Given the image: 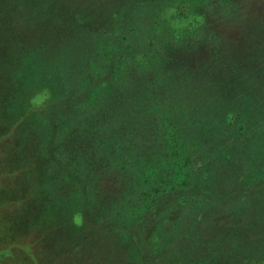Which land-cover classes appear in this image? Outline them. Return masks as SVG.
Wrapping results in <instances>:
<instances>
[{
	"label": "trees",
	"instance_id": "obj_1",
	"mask_svg": "<svg viewBox=\"0 0 264 264\" xmlns=\"http://www.w3.org/2000/svg\"><path fill=\"white\" fill-rule=\"evenodd\" d=\"M166 1L34 0L35 18L21 16L30 26L16 18L1 30L0 132L8 130L0 140L8 148L0 162V260L132 264V250L145 249L143 264H165L139 241L142 224L167 223L191 233L171 264H264V186L255 189L264 179V160L252 178L241 175L244 162L264 146L255 143L264 130L254 128L264 119V0H254L238 21L227 18L216 27L223 36V28L239 23L230 54L217 58L215 37L201 43L213 27L203 25V16V26L166 44L184 46L196 35L198 51L182 55L171 48V60L160 49L148 59H117L137 48L135 36L155 34L159 16L149 25L147 15L159 14ZM109 34L117 44L103 38ZM125 60L144 73L123 76L119 62ZM90 66L99 75L91 76ZM76 89L81 92L74 97ZM95 90L99 101L92 108L85 102ZM40 93H48V101L35 112ZM154 97L159 101L144 107ZM159 115L171 118L158 123ZM227 130L234 140L222 147ZM76 186L82 204L73 196ZM237 190H246L247 203L232 204V221H181L198 192L221 205L226 196L236 201ZM125 208L141 222L116 227L111 220ZM24 238L29 242L21 243Z\"/></svg>",
	"mask_w": 264,
	"mask_h": 264
},
{
	"label": "rangeland",
	"instance_id": "obj_2",
	"mask_svg": "<svg viewBox=\"0 0 264 264\" xmlns=\"http://www.w3.org/2000/svg\"><path fill=\"white\" fill-rule=\"evenodd\" d=\"M34 0H0V32L1 30L6 26V25H10L11 23H15L16 22V18L18 23L20 24H24L26 23L27 25H31V20L30 21H26L24 19V17L22 18V15H26L29 19H33L35 18V13L34 12V8L35 6L32 8L31 5L33 3ZM254 0H234V4L230 5V4H222V0H168L164 3L162 10L160 11V13H151L149 15H147V18L150 19L149 25H153V22L156 20V18L158 17V22L161 23V25L159 26V29L155 30V34H150V35H138L134 37L135 42H137V48L134 51L131 52H124V57H120L119 55L116 57L117 59L119 58H140L143 57L144 59H148L150 58V56L152 54H154L156 52V50H162L164 55L167 54V57L171 60L173 58V55H170L169 52L172 53H176L174 52V50H170L171 48L175 49L177 51V54H182L185 55V51L186 50H196L198 51V43L200 42L197 38L196 35L194 36H189V38H186L185 42H184V46H180V47H173L170 45H166L168 42L172 43L173 37L177 36V35H183L184 33H189L191 32V29H195L198 27H201L205 24H213V27L211 28V34L205 35L203 34L201 36V43H210L209 39L210 38H217V46L218 48L221 49V51L217 50V53L215 54L218 57H220L223 54H230L231 50L229 48V39H231L233 36H236L238 32H236V30L239 28V23L237 22L234 25L228 26L227 28H223L222 32H223V36L221 35V33L219 31H217L216 27L219 28V23H224V20H226L227 18L229 19H235L234 21H238L237 19H239L241 16H239L238 14H240L241 12L245 11V9L249 8L252 4H253ZM171 2H174L171 4ZM112 7L111 2L109 1L107 4V7ZM107 9V8H106ZM197 9H201L200 11ZM141 12V10L139 11H132L130 12ZM204 12L202 15L201 13ZM197 15V17L195 16ZM204 16V24L200 25V21L201 19H203ZM227 21V20H226ZM245 22V21H244ZM206 26V25H205ZM204 26V27H205ZM147 31V30H146ZM149 33V31H147ZM170 34L169 36L167 34ZM109 36V37H108ZM108 36H104V39H109L111 41L112 44H117V38L116 36L109 34ZM130 36V35H129ZM132 36V35H131ZM208 39V40H207ZM167 40V41H165ZM172 41V42H170ZM157 44V49L154 47L153 44ZM177 43V42H176ZM173 45V44H171ZM178 45V44H176ZM209 46V45H207ZM183 47V48H182ZM122 48L123 51L125 50V43L123 45L122 43ZM183 52V53H182ZM122 60V59H121ZM105 64H107L106 62H104ZM126 60L125 61H120L119 62V70L121 72V74L127 78H131L133 79L134 76L139 75V74H143L144 72L142 71V69L140 70H136L139 68H136L135 66H130L126 64ZM118 66V64H116ZM102 67V66H100ZM99 69H96L94 66H90L88 67V72L91 74V76L95 77L97 75H99ZM99 72V73H98ZM145 75V74H144ZM142 75V76H144ZM152 74H149V77ZM148 77V78H149ZM128 79L129 82H132L133 80ZM94 79H89L88 83L90 84L91 82H93ZM119 81V80H118ZM117 82V81H115ZM134 85V84H132ZM97 87L99 85H96ZM98 90V89H97ZM97 90H95V92H91L92 94L89 95V98L87 99V101L85 103H87L88 105L91 104L90 107L93 106L94 104V99L98 100V96L96 95ZM74 97H76L77 94H79L81 91L76 89L74 90ZM155 97L150 100L147 103V106L145 105L144 107H150L152 104H154L156 101ZM48 101V93H40L39 95H37L35 97V105H36V111H40L43 110V108L46 106V103ZM155 106H159L158 103L155 104ZM166 105H161L159 107H164ZM12 109L13 107L10 106ZM158 107V108H159ZM95 108V107H92ZM143 108V107H142ZM156 108V107H155ZM154 108V109H155ZM45 109V108H44ZM153 109V108H152ZM159 110V109H158ZM177 111V110H176ZM149 113V111H146L145 114ZM144 114V115H145ZM170 114L172 115V112H170ZM143 115V116H144ZM179 119L181 118L180 115ZM158 120L157 122H160V118L163 122V119L169 120L171 117L170 116H158L156 117ZM39 128V123H37V125L33 128V131L38 130ZM255 130H264V119H262L261 121H259V123L256 125V127H254ZM8 130V127L4 128V132H0V135L5 133ZM233 140L231 135L229 134V131L227 130L225 136L223 137V140L221 145L226 146L228 144L233 143ZM256 144H258L259 147L261 145L264 144V135L262 136V138H258L255 141ZM8 145V144H7ZM7 145L3 144V141L0 140V162L5 158L6 156V148ZM264 146H261L258 148V150L254 153L251 154L252 159H249L246 163L244 162V170L242 171L241 175L245 176V178H252L253 176L256 175V171H258L255 168H258L255 164H257L258 162H263L264 160ZM213 154V153H212ZM259 172V171H258ZM151 173V172H150ZM264 177V175H263ZM262 178V175H261ZM259 179L258 182H256L255 185V189L259 190V188H262L264 186V179ZM55 184V183H53ZM238 184H244V182H239ZM95 185V181H92L91 184H89V189L93 190V187ZM73 196L75 197V199L77 200L79 198V201L81 203L82 197L84 196L83 191L76 186L75 191L73 190ZM49 193V192H48ZM232 194H236L238 195V199L236 201H234L232 196H226V201L224 204L218 205V203L216 201H212L210 199H204L202 197H204L205 195L198 192L197 194H195L193 196V206L187 207V208H183V212L185 213L184 216L181 218V221H189L191 217H196L200 216L199 219H201L202 217H205L203 221L207 222L208 219L213 218L215 220H217L215 217L218 216L219 219H223L226 221H232V218L234 217L232 215L231 212V206L233 204V206H240V205H246L247 203V195L248 193H246V190L244 191H240L237 190L235 192H232ZM50 196H56V192H54L52 190V192L50 191L49 193ZM94 196V195H93ZM232 199V200H231ZM77 203V204H80ZM82 204V203H81ZM137 207V206H135ZM172 209V208H171ZM218 210V214L215 213ZM128 211L130 212V214L128 213ZM131 213H133V210L129 208H125L123 210V213H120L121 216L115 217L114 219L111 220V222L117 227L120 223L123 224H127V227L129 228V225L133 222L136 224L137 221H139V223L141 222V220L139 219H135V217H133L131 215ZM173 212H171V210L167 211V215H168V220L173 221ZM188 213V214H186ZM203 214V215H202ZM217 214V215H216ZM239 216H243L241 211H238ZM4 216V212H0V217ZM246 216V215H245ZM208 218V219H207ZM135 219V220H134ZM78 223H81V219H77ZM173 224V222H172ZM200 224V223H199ZM148 224H142L141 226L143 230H141L142 234H144V238H142V241H139V239H137L141 244H143L150 252L151 255L153 256H157L161 259V261H163L165 264H171L172 259H173V254L174 252L178 249V247L180 246V243L184 244L185 241H183V239H185L188 235H190V231H178V227L177 230L173 229L172 227H170L171 225H168L167 223H163L162 226L158 227V226H151L153 229H148ZM168 225V226H166ZM201 225V224H200ZM114 226V227H115ZM82 227V226H80ZM124 228V227H123ZM122 228V230H124ZM205 227L200 229L201 231H204ZM134 231V235L139 232L138 230H133ZM133 231H121V233H125L127 234L128 232H133ZM178 231V232H177ZM210 236V235H207ZM202 239L201 235H197L194 238L195 241V245H199L200 240ZM27 243L29 242L28 238H24L22 239L21 243ZM20 244V243H18ZM201 245V244H200ZM4 244H2V242L0 241V251H2L4 249ZM15 252V253H14ZM146 250L143 249V252L140 250V253L138 251L132 250V256L131 257V261L132 264H143L142 259L143 255L146 254L145 253ZM14 255L18 254V252L15 250L13 251ZM13 255V254H12ZM19 256V254H18ZM11 256L8 255L7 259L4 260H0V264H12L14 262V260L10 259ZM2 261V263H1Z\"/></svg>",
	"mask_w": 264,
	"mask_h": 264
},
{
	"label": "crops",
	"instance_id": "obj_3",
	"mask_svg": "<svg viewBox=\"0 0 264 264\" xmlns=\"http://www.w3.org/2000/svg\"><path fill=\"white\" fill-rule=\"evenodd\" d=\"M1 263H2V261H1Z\"/></svg>",
	"mask_w": 264,
	"mask_h": 264
}]
</instances>
